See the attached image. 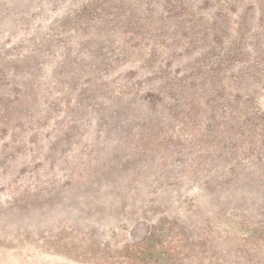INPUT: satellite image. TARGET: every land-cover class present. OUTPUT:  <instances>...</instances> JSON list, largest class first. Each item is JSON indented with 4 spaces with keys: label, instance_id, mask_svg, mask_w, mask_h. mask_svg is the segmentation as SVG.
I'll return each mask as SVG.
<instances>
[{
    "label": "rangeland",
    "instance_id": "rangeland-1",
    "mask_svg": "<svg viewBox=\"0 0 264 264\" xmlns=\"http://www.w3.org/2000/svg\"><path fill=\"white\" fill-rule=\"evenodd\" d=\"M0 264H264V0H0Z\"/></svg>",
    "mask_w": 264,
    "mask_h": 264
}]
</instances>
